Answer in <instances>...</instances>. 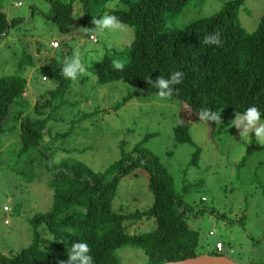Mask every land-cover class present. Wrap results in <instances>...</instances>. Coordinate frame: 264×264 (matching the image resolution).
Returning <instances> with one entry per match:
<instances>
[{"label": "rangeland", "instance_id": "1", "mask_svg": "<svg viewBox=\"0 0 264 264\" xmlns=\"http://www.w3.org/2000/svg\"><path fill=\"white\" fill-rule=\"evenodd\" d=\"M17 1L0 0V11L8 20H17L8 36L0 40V76L19 75L27 80L26 92L10 115L21 109L25 115L40 118L49 113L50 107L40 111L45 108L42 106L35 112L37 101L49 92L56 98L47 124L53 140L47 134L43 142L51 144L50 159L36 148L19 153L21 119L9 116L8 130L0 135V252L16 253L29 245L34 228L31 219L51 209L54 190L48 183L47 160L49 164L78 160L96 171L104 170L121 157L120 143L128 152L149 133L153 135L145 146L160 156L174 177L175 190L183 194L188 224L200 234L198 249L209 253L217 240H222L225 247L221 253L228 258L244 264H264V147L257 149L263 144L255 140L254 133L246 142L239 136L233 123L240 113L221 110L223 123L218 127L198 115L190 118L187 107L178 106L170 98H138L133 86L122 80L99 83L95 68L102 56L112 49L116 54L123 51L133 42L136 27L124 24L122 31L100 32L92 20L109 14L110 8L123 4L122 0H74L72 20L65 31L50 17L56 0H20L23 4L15 6ZM224 1L199 0L174 19L175 26L216 13ZM263 16L264 0H245L239 17L247 31H253ZM172 24L168 19L166 25ZM88 26L97 42L89 39ZM56 39L67 51L48 45ZM77 53L85 72L73 81L62 74L60 65ZM128 58L124 53L115 61ZM53 70L60 73L55 80L50 77ZM57 87L61 93L54 92ZM129 94L132 98L122 104ZM59 103L62 105L57 108ZM178 112L180 118L189 119L194 143L175 141L173 128ZM84 148L85 152H78ZM197 148L201 149L199 161L190 165ZM187 184L190 187L183 190ZM153 199L146 172L139 168L123 177L113 206H123L128 212L144 210ZM4 206L10 211H4ZM6 218L8 224L4 223ZM155 226L154 218H144L129 231L148 232ZM117 255L120 264L147 263L144 251L135 245L119 248Z\"/></svg>", "mask_w": 264, "mask_h": 264}, {"label": "trees", "instance_id": "2", "mask_svg": "<svg viewBox=\"0 0 264 264\" xmlns=\"http://www.w3.org/2000/svg\"><path fill=\"white\" fill-rule=\"evenodd\" d=\"M198 1L122 0V5L110 8L109 14L115 15L123 24L134 25L136 30L133 42L123 51L116 54L112 49L104 53L95 68L99 83L122 80L133 86L138 98H170L178 106L185 105L190 118L200 116L205 110L219 113L228 109L242 114L252 105L264 112V16L253 31H247L239 17L245 0H225L216 13L191 19L182 27L175 26L174 19ZM52 9L50 17L60 29L67 30L74 0H56L52 2ZM168 19L173 20L170 26L166 25ZM15 21L8 20L0 11V40L8 36ZM86 33L96 35L89 26ZM209 35H218L221 44H204V38ZM37 48L41 46L37 45ZM60 48L64 49L62 43ZM124 53L129 58L123 62L122 70H116L113 62L116 56ZM177 71L183 73L181 83L172 86L171 95L161 98L159 90L148 82V78L153 81L157 76L168 79ZM59 74L53 70L50 77L55 80ZM26 87L25 77L0 76V135L8 130L6 120L9 116L12 120L14 117L21 119L19 153L36 148L50 159L51 144L43 142L49 132L48 114L56 97L49 92L37 101L35 112L42 106L45 108L40 111L50 107L49 113L40 118L25 115L21 109L10 115L12 107L24 96ZM59 90L57 87L54 92ZM131 98L129 94L122 104ZM61 105L59 103L57 108ZM180 115L178 112L173 128L175 141L194 143L189 132V119L180 118ZM151 135L147 133L128 152L124 143H120L121 157L104 170L96 171L78 160H61L56 164H49L47 160L48 183L54 190L53 205L49 211L31 219L34 227L32 242L16 253L0 252V264H64L72 244L81 241L88 244L94 264H120L117 250L125 245L140 247L147 257L146 264H162L204 253L198 249V230L188 224V207L183 194L175 190L173 175L160 156L145 146ZM47 136L53 140L50 134ZM262 147L264 144L257 149ZM200 152V148L194 151L190 165L198 163ZM139 168L146 172L148 187L154 197L152 205L129 212L123 206L115 209L113 204L121 180ZM188 187L190 184L183 185L182 189ZM144 218H154L155 228L148 232L129 231L133 224ZM209 254L224 255L215 249Z\"/></svg>", "mask_w": 264, "mask_h": 264}, {"label": "clouds", "instance_id": "3", "mask_svg": "<svg viewBox=\"0 0 264 264\" xmlns=\"http://www.w3.org/2000/svg\"><path fill=\"white\" fill-rule=\"evenodd\" d=\"M92 23L95 25L97 31L108 30L109 32L122 31L125 25L115 16L111 14H105L99 19H93ZM204 44H211L219 46L221 41L218 35L206 36L203 40ZM61 66L62 74L75 81L78 75L85 72V68L82 64L80 55L74 54L72 58ZM113 67L116 70H122L124 63L116 60L113 62ZM183 78L182 72L172 73L168 79L162 76H157L155 81L148 78V82L153 83L159 90L158 95L161 98H165L171 95L174 85L181 83ZM201 119H207L214 121L219 127L223 121L218 112H209L207 110L199 114ZM233 125L239 129V136L246 142L250 139L249 134L254 133L255 140L259 144H264V112L258 109L255 105L247 107L240 115L235 116ZM71 229L69 232L71 234ZM89 246L85 242H75L72 244L70 251L67 253L68 259L64 264H94L92 256L89 254Z\"/></svg>", "mask_w": 264, "mask_h": 264}, {"label": "water", "instance_id": "4", "mask_svg": "<svg viewBox=\"0 0 264 264\" xmlns=\"http://www.w3.org/2000/svg\"><path fill=\"white\" fill-rule=\"evenodd\" d=\"M162 264H244L234 261L225 255H212L209 253H202L194 257H189L177 261H167Z\"/></svg>", "mask_w": 264, "mask_h": 264}, {"label": "built area", "instance_id": "5", "mask_svg": "<svg viewBox=\"0 0 264 264\" xmlns=\"http://www.w3.org/2000/svg\"><path fill=\"white\" fill-rule=\"evenodd\" d=\"M23 3H22V1H17V2H15V6H21ZM89 39H91L92 41H97V38H96V35H94V34H91V35H89ZM49 45H50V47H52V48H59L60 46H61V42L59 41V40H52L50 43H49ZM4 211H6V212H9L10 211V207L9 206H4ZM4 223L5 224H8L9 223V221H8V219L6 218L5 220H4ZM210 234L211 235H214V232L213 231H210ZM224 243H223V241L222 240H217V242H216V245H215V248H213V249H215V250H218V251H222L223 249H224Z\"/></svg>", "mask_w": 264, "mask_h": 264}, {"label": "crops", "instance_id": "6", "mask_svg": "<svg viewBox=\"0 0 264 264\" xmlns=\"http://www.w3.org/2000/svg\"><path fill=\"white\" fill-rule=\"evenodd\" d=\"M50 43V42H49ZM49 43H48V45H49ZM58 49H60V48H58ZM51 53H55V51H51Z\"/></svg>", "mask_w": 264, "mask_h": 264}]
</instances>
